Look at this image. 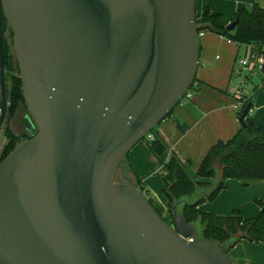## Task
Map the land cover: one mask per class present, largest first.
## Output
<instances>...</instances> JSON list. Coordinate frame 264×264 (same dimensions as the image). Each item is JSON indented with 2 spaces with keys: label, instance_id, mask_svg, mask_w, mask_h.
I'll return each mask as SVG.
<instances>
[{
  "label": "water",
  "instance_id": "95a60500",
  "mask_svg": "<svg viewBox=\"0 0 264 264\" xmlns=\"http://www.w3.org/2000/svg\"><path fill=\"white\" fill-rule=\"evenodd\" d=\"M3 17L30 138L0 163V264H236L178 205L170 225L118 179L195 83L198 0H0V132Z\"/></svg>",
  "mask_w": 264,
  "mask_h": 264
},
{
  "label": "crops",
  "instance_id": "0c3cea01",
  "mask_svg": "<svg viewBox=\"0 0 264 264\" xmlns=\"http://www.w3.org/2000/svg\"><path fill=\"white\" fill-rule=\"evenodd\" d=\"M255 4L264 8V0H198V15L209 7L214 14L222 17V25L228 27L240 9L250 8ZM244 51L245 47L229 43V40L221 35L206 33L202 38L196 90L191 93L189 99H184L176 107L153 135L163 141L167 151L163 156H159L151 145V136L141 141L130 152L128 161L123 166L122 178L128 177V182L133 185L140 181L157 208L166 210L167 207L168 201L163 189L167 175L165 165L171 155L182 161H191L192 170L197 173L215 144L233 138L242 129L239 121L240 107L237 108V104L244 103L255 95L246 123L264 129V74L255 73L248 77L241 71L237 58ZM236 76H242L244 82L254 81L256 77L257 92L255 93V89L244 90L233 86ZM238 90L242 91L241 96H237ZM217 179H221L220 167L217 169ZM203 194L204 192L200 191L197 195L186 198L184 202L193 204ZM257 200L264 201V182L245 187L242 182L230 179L226 181L225 189L218 197L212 202H205L200 209L220 216H230L234 211H239L245 219H249L256 217L260 212ZM243 243L254 244L247 241L241 244ZM231 251L232 249L229 253ZM248 261L247 264L264 263L262 259V262H259L255 255Z\"/></svg>",
  "mask_w": 264,
  "mask_h": 264
},
{
  "label": "trees",
  "instance_id": "16d2710c",
  "mask_svg": "<svg viewBox=\"0 0 264 264\" xmlns=\"http://www.w3.org/2000/svg\"><path fill=\"white\" fill-rule=\"evenodd\" d=\"M235 21L238 23L234 31H229L227 27L222 25V17L214 14L209 7H206L201 15H198V32L199 34L209 32L221 35L238 47L254 45L262 51L264 48V8L258 4L252 8H242L236 13L233 22ZM2 27L6 77L10 88L9 101L11 107L8 115L13 118L19 107L24 106L23 103L25 102L19 66L14 51L8 43L9 39L11 42L13 40V32L4 17ZM8 32H10V36L7 35ZM195 86L196 80L190 93L196 90ZM257 90L258 88L255 89V93ZM254 97L255 95L244 103L239 117L249 103L254 102ZM155 132L156 130H153L147 137H153ZM5 137L8 144L4 148L0 163L17 147L20 141H24L18 139L10 129L5 131ZM150 141L155 152L159 156H163L167 151L163 141L157 137H153ZM127 161L128 157L124 164ZM124 164L120 168V176H122ZM165 167L167 175L164 178L163 194L168 201L166 210L171 222L163 218L162 213L165 210L154 205L148 192L141 186V182L139 181L134 185L145 193L157 213L168 224L174 223V210L175 206L178 205V210L188 223L198 224L201 227L202 231L196 225L202 238L218 243L225 248L228 254L231 249L243 241L264 245V201H256L260 207V212L256 217L249 219H245L239 211H234L230 216H220L200 209L202 204L212 202L218 197L220 192L225 189L227 180L240 181L245 187L257 182H264L263 128H258L253 124L246 125L233 138L227 141H219L211 148L197 173L193 172L191 161H182L175 155H171ZM218 167L221 168V179L219 180L217 179ZM200 191H203L204 194L195 203L186 204L184 202L186 198H191Z\"/></svg>",
  "mask_w": 264,
  "mask_h": 264
},
{
  "label": "rangeland",
  "instance_id": "374dc122",
  "mask_svg": "<svg viewBox=\"0 0 264 264\" xmlns=\"http://www.w3.org/2000/svg\"><path fill=\"white\" fill-rule=\"evenodd\" d=\"M253 6V5H252ZM252 6H250V8H252ZM8 36H10V32H8L7 34ZM9 45L12 47V51H14L13 49V40L11 42V40H8ZM244 78L242 76H236L233 80V86L237 87V88H242L244 90H247L249 88L256 89L258 87H256V80H258L256 77H254V81H248V82H244L243 81ZM253 82V83H251ZM257 85H261V84H257ZM24 106H20L17 114L15 117H13V119L10 118V116L8 115L4 125L2 127V131L0 132V144H2L4 142V135H5V131H7V129H10L12 132H15L17 134H21L23 132V121H24V116L28 113V110L26 108L25 103H23ZM158 127L155 129L157 130ZM148 138V137H147ZM146 138V139H147ZM21 143V141L18 143V145ZM122 178V176H120V174H118V179L120 180ZM163 218H166L169 222H171V219L168 217L167 214V210H165L163 213ZM199 228L200 231H202L201 227L196 224ZM230 257L235 260L238 264H247L249 261V259L252 256H256V258L259 260V262L261 259L264 261V245L260 244L259 246L257 244H239L237 245L235 248L232 249V251L229 253ZM264 264V263H261Z\"/></svg>",
  "mask_w": 264,
  "mask_h": 264
},
{
  "label": "built area",
  "instance_id": "2783aa9c",
  "mask_svg": "<svg viewBox=\"0 0 264 264\" xmlns=\"http://www.w3.org/2000/svg\"><path fill=\"white\" fill-rule=\"evenodd\" d=\"M200 36L201 38H203L205 34L201 33ZM229 43H232V41L229 40ZM243 47H245V51L237 58V64L238 67L241 69V71L245 72L248 75V77L250 76L252 77L255 73L264 74V48L262 49V51H260V49H258V47L254 45L243 46ZM190 95L191 93L189 92L187 99H189ZM241 95H242V91L238 90L237 96H241ZM244 103L241 104L239 103L236 105L237 108L240 107V112L243 109ZM2 113H3V108L2 105H0V119L2 117ZM7 144H8V140L4 135V142L0 144V158Z\"/></svg>",
  "mask_w": 264,
  "mask_h": 264
},
{
  "label": "flooded vegetation",
  "instance_id": "af4514ba",
  "mask_svg": "<svg viewBox=\"0 0 264 264\" xmlns=\"http://www.w3.org/2000/svg\"><path fill=\"white\" fill-rule=\"evenodd\" d=\"M6 84H7V100H8V113H9V109L11 107V103L9 101V94H10V88H9V81L7 80V77H6ZM1 99H2V92H1ZM18 111V110H17ZM17 114V112H16ZM15 114V116H16ZM29 113H27L25 116H24V121H23V125H22V128H23V132L21 134H17L15 132H13L14 134H16V136L18 137V139L20 140H27L30 138V133L26 130L25 128V123H26V118L28 117ZM8 116V115H7ZM14 116V117H15ZM11 119H13L12 117H10ZM6 120V119H5ZM13 131V130H12ZM121 180V179H120Z\"/></svg>",
  "mask_w": 264,
  "mask_h": 264
}]
</instances>
